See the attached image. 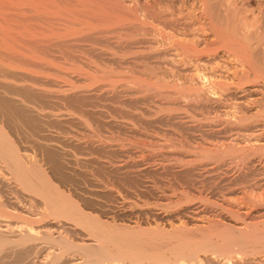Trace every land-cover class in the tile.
<instances>
[{"label":"rangeland","instance_id":"374dc122","mask_svg":"<svg viewBox=\"0 0 264 264\" xmlns=\"http://www.w3.org/2000/svg\"><path fill=\"white\" fill-rule=\"evenodd\" d=\"M88 1L91 5V0ZM182 1L92 0L93 7L87 5V11L82 9L83 17L79 14L73 25L63 23L67 26H57L53 23L56 28L50 23L46 26L44 21L45 25L32 21L27 26L25 37L33 45L27 46L21 39L15 41L19 48L27 51L24 50L26 56L22 57L24 62L21 58L15 59L20 57L17 55L19 48L12 42L15 44L11 45L12 48L16 47L18 52L14 55L13 49L11 51L14 62L10 73L5 71L10 76L7 80L3 78V72L0 75L9 81L11 92L18 88L11 93L13 98L7 94L9 101L14 99L9 105L5 95L0 94V98L4 96L0 99V111L5 112L7 124L11 125L10 133L16 146L24 154L26 152L37 168H41L40 172L49 175L47 177L85 212L93 213L118 230L144 229V237H147L144 242L150 246L157 245L155 249L174 245H171V241H175L172 232L176 229L185 235V239L190 237V241H201V234L206 229L209 235L205 234L210 236L215 231L219 234L218 230L223 233L227 224L229 227L226 226L225 230L231 225L246 224L250 219L251 223L264 219V202L260 205L247 197L258 195L261 198L264 194V157L255 152V161L244 163L241 152L229 156L224 154L226 149L251 147L255 150L264 144L262 112L249 100L251 98L245 100L249 94L246 90L260 81L256 82V78L251 77L250 81H245L246 84L248 81V86L242 90L237 84L234 87L231 84L232 91L238 90L235 92L237 97L231 96L234 94L231 90H222L217 95L212 93L210 82L232 77L234 63L230 62V67L227 65L230 60L225 50H228L220 46V40L197 33L195 19L201 13L202 3L199 0L197 3L194 0V4L192 0ZM157 2H160L159 6ZM190 4L199 5L200 11L196 5L194 10ZM188 19L195 21L192 23ZM194 27L195 32L192 31ZM29 33L31 37L27 36ZM201 36L203 38H198ZM190 41L198 43L193 54L180 49L181 43ZM250 42L243 40L241 43L250 45ZM216 51H220L219 56L213 57ZM261 66L264 68L263 64ZM17 71L21 72L20 76ZM23 73L28 74L27 80L30 81L22 85V82H28ZM17 75L23 76L22 80H16ZM18 90L23 97L19 92L15 93ZM17 97L26 100L21 99L23 102L20 100L19 104L15 102ZM25 102L27 108L21 105ZM239 114L246 115L248 121H242ZM20 125L24 127L22 132L17 129ZM3 166L0 165L4 169ZM5 170L0 172V182L3 183H0V192L5 190L3 193L8 194L9 200L19 197L23 201L29 200L31 193L23 190ZM65 223L71 226V222ZM161 231L165 234L162 235ZM257 246L262 248L261 243ZM257 250L260 251H256V255L252 253L253 256L242 254L236 257L237 254L233 253L230 261L215 255V260L210 259L214 256L207 253L209 261L204 264H263L264 249ZM43 261L40 259V264H44Z\"/></svg>","mask_w":264,"mask_h":264},{"label":"bare ground","instance_id":"6f19581e","mask_svg":"<svg viewBox=\"0 0 264 264\" xmlns=\"http://www.w3.org/2000/svg\"><path fill=\"white\" fill-rule=\"evenodd\" d=\"M183 1H185V0H183ZM192 1L194 4V0H192ZM199 1H200L199 3H202L201 4L202 5L201 6V13L199 15L198 14L196 15V16H198V18L196 17L197 19H195V20H197L195 22L197 29L194 27V29L192 28V31L195 32V29H196L197 33H199L200 35L202 34V35L208 36L212 39L216 38L217 40L214 39V41L220 40V42L222 43V44H220V46L221 47L224 46L223 48L226 47L225 49L228 50V51L225 50L226 54L228 55V56L227 55L226 56L230 60L227 63V65L230 62H231V64L234 63L233 65H234V69H235L234 71L232 70L233 71L232 77L228 76L229 78H225V81H223L224 79L222 78L223 80H221L219 82H215V81L210 82L211 83L210 88L212 89V93L217 95V93H219L222 90L231 92L234 89V88L233 89L230 88L231 84L233 87L235 86V84H237L239 86V89L242 90V89H244L245 85L248 86V81H250L249 78L254 77V78H256V82H258L257 80H259L260 82L258 84H256V83L254 85L252 84L253 86L251 85L252 87L251 88L249 87V89L246 88L247 90L246 89L245 90L247 93L249 92V94H247L248 96L244 95V97L246 96L245 100H246V98H251L249 100H252L253 103L255 104V106H258V108L261 110L260 112H262V113L258 112L259 111L258 109H256V110L258 113L261 114V117L263 115V118H264V68H262L263 66H261V64L264 65V0H199ZM197 2H198V0L196 1V3ZM88 3H89L88 0H0V72H1L0 75H2V72H3V75H2L3 78L8 80L7 77H9L10 74H6L5 71L8 73V71L10 70L11 63L14 60V58L12 57L13 52L15 55L19 51V53L17 55H20V57L18 56V58H15V59L17 60V59L21 58V60L23 59L22 61L24 62V58H22V57L26 56L25 53L27 51L23 47L19 48L15 41H17V39H21V41H24V44L26 43V45L32 44L31 42H28L26 40V37H25V34L27 32V26L30 25V22L39 21V23H43V24L45 22L46 26H47V23H50L52 25H53V23L54 24L56 23L57 26L59 24H61L60 26H67L63 23H69V24L72 23V25H73L74 22H76L75 20L78 17V15L84 13V12H82V9H85L87 11L88 6H92V0L90 2L91 5H89ZM159 3H158V6H159ZM164 3H163V5H165ZM184 3H186V1ZM193 4L192 5L190 4L191 7L192 6L195 7L196 4L195 5H193ZM185 6H187V5H185ZM191 7H190V10L188 7L189 11L192 10ZM196 7H197V5H196ZM196 7L194 8V10L197 9L198 7L200 8L199 5L197 8ZM199 8H198V10H199ZM160 10H162V9H160ZM198 10H197V12H198ZM194 16L195 15H193L192 18H194ZM80 17H83V14ZM96 20H97V18H96ZM188 20L191 21V19H188ZM192 20H194V19H192ZM194 21L193 22L191 21V22L194 23ZM165 22H167V19ZM164 23H162V24L164 25ZM168 23H170V21ZM171 24H173V23H171ZM83 25H85V24H83ZM174 25H172V26L175 27ZM53 26L57 28V26H55V25H53ZM167 26L169 27V25H167ZM189 26L191 27V25H189ZM192 26H193V24H192ZM198 26H199V28H198ZM155 29H156V27H155ZM78 30H77V32H78ZM70 31L71 30H69V32ZM53 32H54V30H53ZM194 32H192L193 35H194ZM192 34H190V36H193ZM27 36L31 37V34H30V36L29 35H27ZM35 36H37V35H35ZM197 36H199V35H197ZM38 38H35V40H37ZM198 38H203V37L201 36ZM210 38H209V40H210ZM243 40H249L253 43L250 42V45L249 44L246 45L247 43L246 44L241 43ZM12 42L13 43L15 42L16 46L19 48L18 51H16V49H15L16 47L14 48L15 49V51H14V49L11 46V45H13ZM37 42H39V41H37ZM37 42H34V45ZM196 43L194 42V44H193L191 41H190V43L189 42L188 43L183 42L180 44V47H181L180 49H182L185 53L189 54L192 52V54H193V52H195L197 50L196 47H197L198 43L197 44ZM15 44L13 46H15ZM217 44L219 45V43H217ZM37 45H38V43H37ZM37 47H39V46H37ZM40 48H41V46H40ZM12 49H13V52H11ZM41 49H43V47ZM217 49H218V47H217ZM222 49L220 48V50H222ZM218 52H220V51H218ZM218 52H217V54H215V52H214L213 57L215 55H217V57H218L219 56ZM42 54H43V52H42ZM52 54H53V52H52ZM14 57H17V56H14ZM25 61H26V59H25ZM19 62H21V61H19ZM35 62H37V61H35ZM22 64H20V65H22ZM29 66L31 67V65H29ZM228 66L230 67V64ZM228 66H226V67H228ZM15 68H17V67H15ZM224 68H225V66H224ZM14 71L15 70H13V72ZM18 71L16 72V74L19 73ZM39 72L41 74H43L41 72V69ZM9 73H10V71H9ZM32 73H34V72H32ZM16 74H15V76H16ZM20 74H21V72L19 73V76H20ZM13 75H14V73H13ZM22 75H24V73ZM2 76H0V78ZM19 76L17 75L16 80H18L20 78ZM25 76H26V74L24 75V77ZM27 76H28V74H27ZM27 76L25 77L26 80H27ZM36 77H38V76H36ZM13 79H14V77H13ZM45 79H50V78L45 77ZM7 80L5 81L2 79L3 82H0L1 83L0 84V94L5 95V97L1 96V98L4 97V99H7L6 96H8V95H9V97H12L11 93L13 92V90L18 89L16 85L20 86V84H18V82H16V81H15L16 83L14 82V80H15L14 79L13 82H14V84H16L14 86H16L17 89H13L11 92L10 90H11L12 86L9 85V83H8L9 81H7ZM246 80H248L247 84L245 83ZM29 81H30V79H29ZM29 81L28 82H25V81L22 82V85H23V83L24 84L29 83ZM44 81H46V80H44ZM49 81H51V80H49ZM70 81H71V79H70ZM228 81H229V83H228ZM230 81H232V82L236 81L237 83L233 84V83H230ZM254 81H255V79H254ZM5 82H7V83H5ZM31 82H32V79H31ZM19 83H20V81H19ZM237 85H236V88H237ZM9 86H10V88H9ZM26 86H28V84ZM59 86H61V85H59ZM59 88H61V87H59ZM25 89H27V88H25ZM67 90H69V89H67ZM81 90H82V88H81ZM20 91L18 90L16 92L15 91L14 92L20 93ZM61 91H63V90H61ZM178 91H179V89H178ZM192 92H194V90ZM235 92L232 91V93H234V94L231 93L232 94L231 96L235 95L237 97L236 93L238 92V90L236 93ZM8 93H10V94H8ZM22 95L23 94H21V97L24 96V95L23 96ZM66 96H68V95H66ZM228 96H229V94H228ZM21 97H19L20 99L17 97L18 101L15 100V102L20 104L21 102L26 100L25 98L23 100ZM52 97L53 96H51V98ZM240 97H242V96H240ZM11 99H10V101H11ZM12 100H14V99H12ZM20 100H21V102H19ZM6 101H8L7 104L10 102L9 99H7ZM237 101H238V99H237ZM2 103H5V101H3ZM247 103H248V101H247ZM250 104H252V103H250ZM254 104H252V105H254ZM21 105L24 107L27 104L25 102L24 104L22 103ZM67 105H68V103H67ZM233 105H235V104H233ZM30 107H32V105H30ZM239 108L240 107L238 106V109ZM9 109H11V108H9ZM41 112H43V111H41ZM58 112H59V110H58ZM72 112H74V111H72ZM62 113L64 114V112H62ZM260 114H259V117H260ZM241 115L239 118L242 121L247 119V118H245L246 115L245 116L244 115L241 116ZM5 118H6L5 112L3 110H1L0 111V162L4 165L3 167H5L4 169H6L5 172L12 175L14 177L15 181H17L23 187V190L28 191L29 194L31 193L32 195L30 194L29 200L25 201L26 199H24V201H25L24 202L22 200V198H20V197L19 198L14 197L15 199L9 200L10 197L9 196H8L9 198L7 197L8 194L6 195L5 193H3L5 190L4 191L2 190L3 192H0V264H11V263H14V264H40L41 263L40 259L44 260L43 261L44 264H204L205 262L208 263V261H209L208 257L209 256L215 255L217 258L220 257V259L223 256V258H225L226 260H229V259L231 260L233 258L232 255H234L233 253L237 254V255H235L236 257L238 255L243 256L245 254L246 255L249 254V256H250V255H252V253H255L254 255H256V253H258L256 251H260V250H257V248L258 249H264L263 248L264 247V219H262L263 221L260 220L259 222H253V223H251L252 220L250 219V222L248 221V222H246V224H243V225L239 222L240 225H238V226L237 225L236 226L231 225L230 228L225 230L227 228L226 226L229 225V224H227L225 226V229L223 228L225 231L222 230L223 233H220V230H218L219 234L217 233V231H215L214 232V234L216 233L215 235L211 232L213 236L212 235L207 236V235H209L206 232L207 229L204 230L207 235L205 234V232L203 230H200V231L204 232L201 234L202 235L201 237H203V239H201L202 242L199 241L198 239H196L197 241H190V239H189L190 237L189 238L187 237V239H189V240H187V239H185L186 237L184 238L185 235L182 236L181 234L178 233V231L176 229L175 232H174V230L172 232V233H174V235L170 233L171 235L175 236L174 237L175 239L172 238L175 241H173V242L171 241V245L172 244H174V245H172V246L168 245L167 248L164 247L165 249H163V248L155 249L154 246H156V248H157V245L151 244V246L154 248V249L153 248L151 249L150 243L147 244L144 242V238H147V237H144V235H146V234L143 232L144 231L143 228H142L143 231H135V229L118 230L113 225L109 224L108 222L102 221L97 216H94L93 213L91 214V213L85 212L78 203H76L70 197L66 196L65 193H63L60 190V188L57 187V184L55 185L53 183V180L49 179L47 177L49 175L46 176L45 174H42L43 172L42 173L40 172L41 168L40 169L37 168V166L32 162L33 160L31 161L29 159L28 155H26V152L24 154L22 152V150L19 149L20 147L18 148L16 146V143L12 139L11 133H10L12 128H9L10 124H7V119H5ZM80 120H81V118H80ZM247 121H248V119H247ZM33 122H34V119H33ZM206 123H208V122H206ZM35 124H37V123H35ZM88 125H90V124H88ZM249 125H251V124H249ZM67 126H69V125H67ZM18 127L19 128L22 127V128L19 129V128H17V126L14 128H17L19 132H22L24 130L23 126L20 125ZM39 129L41 131L40 127H38V130ZM262 129H264V128H262ZM13 130L15 131V129H13ZM18 131L16 130V132H18ZM259 131L261 133V129ZM26 132H27V130H26ZM260 135H262V134H260ZM257 136H259V135H257ZM261 138H262V136H261ZM262 139H264V138H262ZM259 141H260V139H259ZM50 146H51V144H50ZM253 147H255V146H253ZM257 151H258V153L261 152V154H258ZM240 152L242 153L241 159H243L242 161H244V163L245 162L252 163L253 161H255L253 158V157H255L254 156L255 152H256V155H259L260 157H262V156L264 157V144H263V146H259V147L255 148V150L251 147H249L248 149H246L244 147V148H241L239 150H236L235 148H230L228 151L226 149L224 154L226 156H229V155H233L234 153L237 154ZM206 153H208V152H206ZM204 156H205V154H204ZM53 157H55V156H53ZM1 163H0V165L2 167ZM223 163H224V161H223ZM43 165H45V164H43ZM4 169L1 168L2 171H4ZM1 170H0V172H1ZM1 175L4 177L5 173L4 174L1 173ZM0 178H2V177H0ZM53 178H55V177H53ZM6 180H8V178H6ZM3 181H5V180H3ZM9 182H11V180ZM0 183H2V182H0ZM19 184H17V185H19ZM13 194H15V193H13ZM247 197H249V201L258 202L260 205L262 202H264V194L261 198L258 195H254L253 197H250L248 195ZM259 204H255V205L260 206ZM260 209H263V208H260ZM232 219H234V218H232ZM13 220H14V222H13ZM63 220L65 222L66 221L69 223L71 222L70 224L73 227L69 226V224L65 223ZM240 220H242V219H240ZM234 224H236V223H234ZM179 226H180V224H179ZM188 227H189V225H188ZM152 229H154V228H152ZM175 233L176 234L178 233L182 237H180L179 235H176ZM153 234H154V232H153ZM161 234L163 235L165 233L161 231ZM170 234H169V236H170ZM204 234L206 235V237H204L205 236ZM76 235L79 236V239L76 238L77 237ZM167 236H165V237H167ZM142 238H143V240H142ZM191 240H194V239L192 238ZM259 243L262 244V248L257 246ZM147 245L149 246V248ZM237 248H239V249L237 250ZM207 253H209L208 257H207ZM203 254L204 255L206 254V255L204 256ZM215 256L210 257V259L216 258ZM247 256H246V258H247ZM249 259H251V258L249 257ZM224 262H226V261H224ZM217 263H219V262H217ZM229 263H231V262H229ZM259 264H260V262H259Z\"/></svg>","mask_w":264,"mask_h":264}]
</instances>
